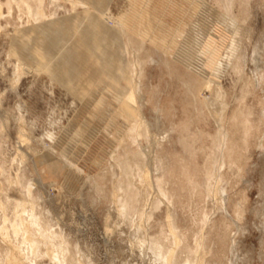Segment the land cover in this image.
I'll return each mask as SVG.
<instances>
[{"label":"rangeland","instance_id":"1","mask_svg":"<svg viewBox=\"0 0 264 264\" xmlns=\"http://www.w3.org/2000/svg\"><path fill=\"white\" fill-rule=\"evenodd\" d=\"M56 1L57 7L46 0L45 14L28 16L15 4L9 12L2 0L0 14V192L6 207L13 208L7 209L6 226L26 264H161L147 243L142 246L139 242L149 238L164 243L169 231L166 204L156 210L148 207L153 216L143 226L140 215L132 212L123 219L118 214L113 183L122 180V171L111 153L132 117L118 102L120 86L106 77H112L111 69H100L99 59L93 56L94 69L89 66L82 74V89L74 92L55 80L32 49L36 67L20 80L15 75V43L28 45L31 25L44 17L58 22L70 15L84 18L92 27L100 15L120 31L129 53L124 79L135 77L138 68L142 69L138 74L143 84V112L152 134L168 148L155 146L152 163L158 166L159 154L166 153L177 177L182 160L191 176L186 180L197 178L202 185L207 173L222 175V206L212 196L201 194L197 199L185 191L183 203L173 210L184 229L201 230V225L192 222L199 210L215 223L209 227V222L203 229L213 248L205 264H264V0H235V16L227 13L220 0H112L108 10L99 12L95 5L102 0ZM195 3H202L198 15ZM127 12H131L128 20L133 30L144 25L139 35L144 43H130L126 34L131 28H125L120 19ZM237 32L239 55L234 62L227 55ZM197 34L202 41L200 50ZM82 49L69 54L73 60L65 62L68 67ZM109 54L121 68L116 49L110 48ZM216 86H220L218 91ZM87 88L92 89L91 103L82 97ZM215 111L226 117L222 128ZM22 116L24 125L19 121ZM233 116L240 127L233 129V139L221 155L219 131L232 127ZM142 146H147L145 140ZM222 159L225 163L219 165ZM30 182L34 185L33 213L38 218L33 227L55 235L53 244L59 249L55 258L47 254L48 239L37 236V249L32 252L22 232L13 231V222L20 224L24 218L31 222L28 204L24 211ZM194 237L189 240L192 245ZM2 246L0 264L9 259L8 244Z\"/></svg>","mask_w":264,"mask_h":264},{"label":"bare ground","instance_id":"2","mask_svg":"<svg viewBox=\"0 0 264 264\" xmlns=\"http://www.w3.org/2000/svg\"><path fill=\"white\" fill-rule=\"evenodd\" d=\"M68 1L74 2L75 0ZM111 1L112 0H102L101 4L99 6L95 5V7L98 12L102 9L108 10ZM220 1L224 5L227 13L235 16L233 13V5L235 4V0ZM48 2L57 7L56 0H48ZM6 4H8L7 6L9 8V12H11L12 5L15 4V7L17 6L28 16L46 13V0H6ZM2 6L3 3L2 0H0L1 15ZM200 11H202V3H195L196 15H198ZM131 12L122 14L120 17L125 28H131L129 26L130 20H128ZM56 23H58L57 27L54 26ZM93 24L94 26L92 27L86 23L84 18H78L76 15H70L58 22L55 20V18L50 19L44 17L42 22L31 25L30 31L32 34L29 37L28 45L24 46L19 42L15 43L17 53L16 57L18 58V63L14 69L15 75L17 78H19L18 80H20V76H23V74H25L32 67H36L35 58L38 57L40 63L47 67L52 76L56 78L55 80L61 82L65 86H68L70 89H73L74 92H78L80 89H82L80 88L82 74L90 70L89 66H92V61H95L93 56H96L99 59L100 69L105 71L106 67H109L112 72V77L108 75L106 77L108 80H112L115 82V84L120 86L117 98L118 102L121 106H123V108H125L124 105L126 106V112L132 117L131 122L124 129H121L120 135L117 138L118 140L116 141L117 147L113 153H111L112 161L115 162L122 171V180H115L113 183V200L116 203L118 214L123 219H128L132 212L134 215H140L142 220L140 226H143L144 220L148 221L153 216V210L147 211L148 207L158 209L160 204H166L168 207L167 225L169 231L164 235V243L157 241L154 242L151 239L149 240V238L142 239L139 243L142 246L147 243L146 247L155 253L154 255H156V257L161 261V264H205V259L207 258V255L213 250V248L209 247L206 236L207 232L203 229H205L209 222V227H213L215 223L211 224L210 216H208L204 210H199L198 215H195V219L192 220V222L198 226L201 225V227H199L201 230L198 231L197 229L196 231L191 227L184 229L180 227L177 220L178 216L176 217L175 211L173 210L176 209L177 205L183 203L185 191H188L190 197L192 198H197L198 195L201 194H206L208 197L212 196L218 201L219 207L222 206L225 199L222 196L224 193L222 192L220 182L222 181L223 177H221L222 175L219 172H214V174L209 172L210 174L207 173L208 175L206 176L204 185L200 184L197 178L193 179L192 177L189 180H186L188 176V165H186L182 160L179 163L180 174L178 176L176 175L177 177H174L173 172L175 167L172 165L169 156L166 153L159 154L158 166L152 163V155L155 151V146H161L163 150L168 148H163L164 142L152 134L149 122L143 112V105L141 103L143 84L141 76L138 74V72L142 71V69L140 67L138 68L135 77H131L127 80L124 79L123 76L126 72L124 66L129 53L127 48L123 45L122 38L120 37V31L114 26H111L108 21H106V19L100 15L96 16ZM97 26L101 27V29L97 30ZM143 26L144 25H141L140 27L138 26L135 30L131 28L128 31L126 35L130 43L132 41L136 42L137 40H139V43H144V39L141 41V38L139 39V35L143 31ZM108 33H112V38L110 40L107 38ZM237 37L238 32L232 39L229 48L230 53L227 55V57L234 62L238 60L237 58L239 55L237 52ZM196 41H198L197 49L200 50L202 41L199 39L198 34L196 36ZM141 46H143V44H141ZM78 48L83 49L76 55V61L70 65V67L73 68L75 74V76L72 75L74 77L72 78L70 76L72 69L68 67L65 62L67 63L68 61L73 60V57L69 54ZM110 48L116 49V52L119 56L120 66L123 68H119L118 65L113 63L112 57L109 54ZM32 49H35L37 57L33 55ZM132 55H134V58L136 57V53L134 51L132 52ZM27 59H30L34 62L32 64L26 65L24 60L27 61ZM189 60L192 63V56L189 57ZM93 69L90 71V73L93 71ZM210 86L211 83L208 80L206 82V87L209 88ZM219 89L220 86H216L215 91H218ZM82 97L85 98L88 103H91L92 89L87 88V90L84 91ZM215 115L220 121V126L222 128L226 117L221 115L219 111H215ZM25 119L26 118L22 116L19 121H21V123L24 125ZM231 120L233 121L232 127L229 126L224 132L220 130L218 141L216 140L218 146L217 148L218 151L221 152V155L226 154L224 150L225 145L229 144V141L232 138L231 134H233V129L240 127L236 126L234 123V116L231 118ZM165 139L167 140V137H165ZM22 140L26 141V137H24ZM143 140L147 142L146 147L142 146ZM184 144L185 143H183V145ZM185 150L188 151V148L185 147ZM20 159L24 161L23 157ZM223 159L217 163L219 165L224 164L225 161ZM65 160L69 165L74 166L79 170L80 167L76 163L67 160L66 158ZM155 170H160L162 172L161 174L154 176L153 171ZM33 186V183L30 182L26 186V194H24V211L26 204H28L29 211H31L28 216H30L29 219L32 223L26 222L25 218L21 219L20 224L19 222H13V231L19 235V232H22L24 240L28 241L30 250L32 252L36 251L37 249V244L34 240L37 236L48 239L50 244L48 246L47 254L52 258H55L59 252V249L53 244L55 235L53 233H47L42 227H33V223L38 222V218H36L33 213L35 206V200L32 194ZM2 196L3 193L0 192V212H2L0 213L2 215V222L0 224V251L1 247H3L2 244L5 243L9 246V259L5 260L4 264H26L24 257H22L20 253L21 250L17 247V245L14 244L15 241L10 238V233L7 230L6 222L8 221L9 217L7 209L9 207H6L7 203L5 204V200L1 198ZM7 199L9 198L7 197ZM11 209L9 208V210L13 211V208ZM18 211L19 210L16 209L14 214L16 217L20 215ZM133 221L135 222L136 219ZM192 236H196V238H193L195 239L194 245L189 242L190 237ZM166 241H168L169 244H165ZM225 244L226 242L223 241L222 245ZM226 248L227 247L225 246L224 250ZM216 257L220 258V253H218Z\"/></svg>","mask_w":264,"mask_h":264}]
</instances>
